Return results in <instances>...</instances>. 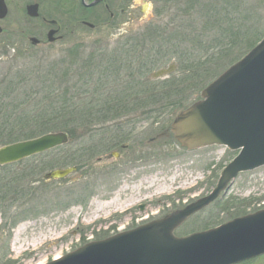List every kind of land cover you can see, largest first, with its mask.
<instances>
[{"label": "rangeland", "instance_id": "obj_1", "mask_svg": "<svg viewBox=\"0 0 264 264\" xmlns=\"http://www.w3.org/2000/svg\"><path fill=\"white\" fill-rule=\"evenodd\" d=\"M133 5V43L141 46L142 55L153 60L168 54L154 67L149 62L150 72L176 63L170 79L178 81L184 91V106L172 113L149 116L134 112L121 119L116 129L112 122L96 125L93 136L79 130L68 135L65 144L0 168V174L25 175L21 183L13 181L9 192L17 191L15 196H8L0 204V264H47L90 241L136 228L182 208L207 195L223 167L237 154V150L218 144L184 148L174 137L171 123L181 110L201 99V91L209 82L251 49L247 45L259 31L264 33V0H134ZM8 8L7 30L14 28L17 20L23 28L43 24L25 22L16 4ZM149 28L150 33L137 34ZM31 37L38 42L32 43ZM126 40L101 38L89 32L49 41L39 31L17 38L4 32L0 35V89L27 79L23 84L27 91L35 89L38 82L48 81L67 90L66 97L80 94L83 99L89 72L86 66L96 65L100 70ZM230 45L232 49H228ZM218 67L202 84L206 73ZM105 87L104 92H119L113 84L106 83ZM117 129L126 138L115 146L107 144ZM92 138L98 152L94 157L82 158L74 165L64 162L80 143H89ZM109 153L112 157H107ZM136 165L138 168H134ZM72 166L75 170L64 177L43 176L53 169ZM23 192V197L16 195ZM261 209L264 165L240 172L216 201L190 215L173 233L182 236L214 228ZM253 261L264 264V256Z\"/></svg>", "mask_w": 264, "mask_h": 264}, {"label": "water", "instance_id": "obj_2", "mask_svg": "<svg viewBox=\"0 0 264 264\" xmlns=\"http://www.w3.org/2000/svg\"><path fill=\"white\" fill-rule=\"evenodd\" d=\"M0 0V18L6 15ZM35 16L36 5L28 7ZM54 30L47 39L53 41ZM32 43L38 40L30 38ZM160 69L154 76H162ZM171 131L182 147L224 145L238 150L205 196L136 228L90 241L47 264H236L264 254V209L236 217L217 227L176 236L173 231L190 215L215 201L240 172L264 165V36L241 59L201 91V99L181 110ZM68 141L65 132L0 147V164L21 160ZM75 167L48 171L45 179L61 178Z\"/></svg>", "mask_w": 264, "mask_h": 264}, {"label": "trees", "instance_id": "obj_3", "mask_svg": "<svg viewBox=\"0 0 264 264\" xmlns=\"http://www.w3.org/2000/svg\"><path fill=\"white\" fill-rule=\"evenodd\" d=\"M157 1L165 2V0ZM263 34V32L259 31L253 43H248L247 49L252 48L262 38ZM232 46L230 45L228 49H232ZM166 56L168 54L163 53L155 60L151 57L145 66H148L150 70V65L154 67V65L162 62ZM223 58H225V55L221 60ZM86 67L89 72L86 77V86L83 90L85 95L81 92L83 99L80 98V94L66 97L67 90H60L61 85L53 86L54 84L48 81L40 83L37 81L35 89L27 91H25L27 87L23 85L27 79H22L19 82L15 81L10 86L7 84L2 87L0 89V147L55 131H64L70 135L81 130L84 133H89V136H93L96 125L112 122L116 129L121 119L132 115L131 113L137 112L135 110L138 109H140L139 111H141L142 115L149 116L151 114L157 115L164 111L172 113L184 106V91L179 89V82L174 79H168L159 84L147 83L146 86L142 87L127 85L124 87V91L108 93L103 91L106 87L101 83L100 70H96V65L88 64ZM220 67L213 72L208 71L206 73V81L202 82V84L209 81ZM185 81L184 79L183 82ZM32 90L34 91L29 94ZM134 95H138V98L130 97ZM118 130H116V136L109 140L107 139V144L115 146L124 141L126 138L125 133ZM96 147L97 144L93 138L89 143L83 141L74 150L73 156L65 158L64 162L74 165V163L79 164L82 158H92L98 153L94 150ZM78 153L79 155H77ZM20 162L2 165L0 168L10 167ZM50 166L53 167L52 165ZM12 173H9V175L0 174V204L6 201L8 196L12 197V194L15 196L17 191L15 193L9 192L13 181L21 183L25 177V175L12 176ZM8 178L10 179L8 180ZM7 191L8 194L6 193ZM25 194L23 192L16 195L23 197ZM205 229L207 228L202 230Z\"/></svg>", "mask_w": 264, "mask_h": 264}, {"label": "flooded vegetation", "instance_id": "obj_4", "mask_svg": "<svg viewBox=\"0 0 264 264\" xmlns=\"http://www.w3.org/2000/svg\"><path fill=\"white\" fill-rule=\"evenodd\" d=\"M133 2L134 0H4L7 11L6 15L0 18V35L8 31L11 36L17 38L39 31L47 38L48 32L54 30L53 38L81 37L89 32L101 38H126V42L119 45L116 48L117 51L110 55L107 65H101L99 76L102 84H113L117 86L118 91H124L127 85L142 87L147 83L155 84L158 80H160L158 84L162 83L171 78L172 70L177 67L176 63L171 62L165 67H155V70L151 72L149 67L145 66L144 62L150 61L151 56L142 55L141 46L135 45L132 41L136 34L132 28L135 21ZM11 3L19 7L21 19L24 18L25 22L42 21L43 24L33 28H23L16 19L14 28L7 30L5 21L9 15L8 7ZM31 5H36L35 16L28 13V7ZM150 21L148 19V22ZM137 32L143 36L151 31L149 28ZM166 59L167 56L164 57V60ZM162 68H168L167 75L155 78L154 71ZM130 97L138 98V95ZM139 110L137 113L140 115L142 113ZM122 146L125 147L124 144ZM107 157H112V153H109ZM134 168H138V165ZM263 256L264 254L238 264H252L253 260L256 261Z\"/></svg>", "mask_w": 264, "mask_h": 264}]
</instances>
